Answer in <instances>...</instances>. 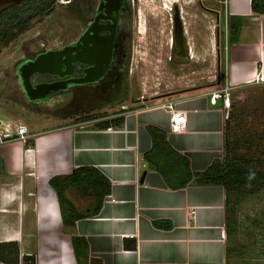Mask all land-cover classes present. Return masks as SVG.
<instances>
[{
    "label": "crops",
    "instance_id": "1",
    "mask_svg": "<svg viewBox=\"0 0 264 264\" xmlns=\"http://www.w3.org/2000/svg\"><path fill=\"white\" fill-rule=\"evenodd\" d=\"M217 2L212 11L222 22L231 17L242 23L236 41L224 48L225 85L264 83V13L252 12L250 0ZM180 88L156 103L127 107L120 127L63 125L32 134L28 148L21 142L15 146L13 152L22 153L18 167L29 172L27 180L21 177L0 197V241H16L19 258L34 253L36 264H78L72 245L76 236L86 240L94 264H226L223 186L190 181L169 188L143 159L151 146L148 126L163 131L192 173L219 158L231 105L225 108L222 98L212 101V91L205 87ZM168 103L183 113L182 131H170ZM81 166L99 170L109 180L110 192L96 214L67 227L49 179ZM15 198L17 204L9 205ZM123 238L135 239V249H124Z\"/></svg>",
    "mask_w": 264,
    "mask_h": 264
},
{
    "label": "rangeland",
    "instance_id": "2",
    "mask_svg": "<svg viewBox=\"0 0 264 264\" xmlns=\"http://www.w3.org/2000/svg\"><path fill=\"white\" fill-rule=\"evenodd\" d=\"M16 1L0 0V8ZM174 4L180 7L179 2ZM83 5L84 0H55L51 10L34 17L8 44L0 45V128L8 127L11 134L0 143V197L19 183L21 177L27 180L25 173L29 172L28 168L18 167L22 153L13 152L15 146H22L14 135L17 125H24L30 134L23 144L28 148L32 134L63 125L94 128L98 122L121 116L127 107L156 103L158 97L182 86L205 87L206 91L221 95L226 92L223 52L228 41L225 21L212 11L220 5L217 0H194L189 7L184 6L187 15L184 20L180 14L181 21L187 23L184 36L193 52L190 54L188 47L186 60L177 57L172 48L173 5L169 11L166 5L153 0H129L131 19L127 40L120 46L126 49L120 59L124 69L118 95L112 98L93 92L91 97L79 98L81 88L76 85L39 101L30 100L19 77V63L74 42L84 27ZM49 78L35 76L32 82ZM227 94L231 113H225L224 123L228 122L229 139L239 154L259 157L264 150V83L228 86ZM222 156L223 148L219 158ZM65 195L80 213L93 205L91 197L79 195L72 188ZM13 202L9 205H16L17 198ZM232 213L234 228L227 241L225 233V242L235 247V253L226 264H264V190L245 195Z\"/></svg>",
    "mask_w": 264,
    "mask_h": 264
},
{
    "label": "trees",
    "instance_id": "3",
    "mask_svg": "<svg viewBox=\"0 0 264 264\" xmlns=\"http://www.w3.org/2000/svg\"><path fill=\"white\" fill-rule=\"evenodd\" d=\"M54 2L55 0H18L0 8V45L8 44L27 28L34 17L51 10ZM250 6L252 12L264 13V0H250ZM241 24L240 19L231 17L226 19L225 29L228 42L236 41ZM84 96V93L80 91L78 97L83 98ZM230 113L231 111L228 110L227 114ZM122 123L123 117L119 116L98 122L95 127L99 129L120 127ZM227 128L228 122L225 121L223 156L213 160L201 172L192 173L188 160L170 147L163 131L153 126L147 127L151 146L143 155V159L162 176L164 183L169 188H182L190 181L195 184L223 186L226 241L234 228L235 216L232 213V208L245 195L264 190V150L261 151L259 157L239 154L235 143L229 139ZM49 184L56 192L62 223L67 227H73L79 218L96 214L102 205L103 198L110 192L109 180L99 170L91 166L77 167L70 174L53 176L49 179ZM70 188L79 195L91 197L93 199L92 207L85 209L82 213L76 211L65 195L66 190ZM157 224L170 227L167 222H157ZM72 245L78 264H94L88 255V245L83 237H72ZM123 247L124 249H135V239L123 238ZM234 253L235 247L226 244V263L228 257ZM0 263L36 264V257L34 253H31L23 254L19 258V246L16 241H0Z\"/></svg>",
    "mask_w": 264,
    "mask_h": 264
},
{
    "label": "water",
    "instance_id": "4",
    "mask_svg": "<svg viewBox=\"0 0 264 264\" xmlns=\"http://www.w3.org/2000/svg\"><path fill=\"white\" fill-rule=\"evenodd\" d=\"M107 4L112 3L113 10L117 8V0H106ZM98 17L90 25L88 32L93 35L84 34L75 45H66L60 49L46 50L37 54L32 60L22 64L19 70L20 80L23 89L30 100L45 99L57 91L64 89L67 84H79L93 81L99 78L106 69L108 54L110 51L111 34L99 36L97 26ZM172 48L174 54L182 60H186L188 47L184 36V27L181 21L180 7L177 4L172 6ZM91 44V46H88ZM88 64L82 77H72L66 80L54 82H39L32 85L30 76L34 73L56 74L59 77L69 76L73 72L74 63ZM62 66L64 69H62Z\"/></svg>",
    "mask_w": 264,
    "mask_h": 264
},
{
    "label": "flooded vegetation",
    "instance_id": "5",
    "mask_svg": "<svg viewBox=\"0 0 264 264\" xmlns=\"http://www.w3.org/2000/svg\"><path fill=\"white\" fill-rule=\"evenodd\" d=\"M128 2L129 0H117V8L115 9L114 12L112 3L107 4L106 0H84V5L81 12V18L84 23V27L80 32V34L78 35V37L76 38V40L69 45H75L80 39V37H82L86 33H88V35H93V31L88 32V29L90 25L94 22L95 18L98 17L97 26L101 28L100 30H98V35L107 36L111 34L108 62L106 63L105 71L102 73V75L99 78L85 83L67 84L64 89H61L59 91H63L68 87H73L77 85L81 88V91L84 93V95L89 97H91L93 92L95 94L101 92L106 97H112V98L118 95L117 93L119 91V78L124 69V62L120 61V59H122V57L125 55V49H126L125 46L123 48H121L120 46L123 43H125V41L127 40L128 26L131 19L129 12L130 7L128 5ZM88 46H91V44H88ZM121 49H122V56L119 57V51H121ZM186 54L189 53L187 52ZM28 61L29 60H23L22 62L19 63L17 68L18 73L22 64ZM88 67H89L88 64H83L79 62L74 63L72 74L63 77H59L56 74H48V73L40 74L34 72L30 76V81L31 84L34 86L39 82L50 83L59 80H66L72 77H82L84 76L85 70ZM62 69H64L63 66ZM35 76H48L50 78L48 80H40V81L32 82V78ZM35 101H39V100H35Z\"/></svg>",
    "mask_w": 264,
    "mask_h": 264
},
{
    "label": "built area",
    "instance_id": "6",
    "mask_svg": "<svg viewBox=\"0 0 264 264\" xmlns=\"http://www.w3.org/2000/svg\"><path fill=\"white\" fill-rule=\"evenodd\" d=\"M226 92L224 95H221L219 92H212L211 100L215 101L217 98H222L223 105L225 108H229L230 102L227 94L228 86H226ZM167 107L170 112V131L173 133L182 131L184 129V116L183 113L179 110H175L172 108L171 104L168 103ZM8 127L0 128V143H3L7 137L11 134L8 132ZM14 135L16 138L22 143L25 144L28 138V133L26 127L24 125H17L14 131ZM194 210L191 211L193 213Z\"/></svg>",
    "mask_w": 264,
    "mask_h": 264
},
{
    "label": "bare ground",
    "instance_id": "7",
    "mask_svg": "<svg viewBox=\"0 0 264 264\" xmlns=\"http://www.w3.org/2000/svg\"><path fill=\"white\" fill-rule=\"evenodd\" d=\"M155 3L163 6V5H166V8L171 11V6L174 4V3H177L179 2L180 4V14L182 15V19L185 20V15H187V12L184 10V6L185 7H189L193 2L194 0H153ZM162 3H165L162 5ZM190 9V8H189ZM200 14V13H199ZM196 15V14H195ZM194 19V18H193ZM213 24V23H212ZM183 25H184V29H185V35L187 34V29H186V21H183ZM191 26V25H190ZM189 29V28H188ZM192 29V28H191ZM208 30V29H207ZM214 36V35H213ZM205 37V36H204ZM193 38V37H192ZM212 38V37H211ZM193 40V39H192ZM214 41V39H213ZM191 42V41H190ZM208 42V41H207ZM206 43V42H205ZM190 44V43H189ZM192 44V43H191ZM208 45V44H207ZM189 49H190V54L193 53L192 52V49L190 46H188ZM210 48V47H209ZM194 49V48H193ZM192 57V55H190Z\"/></svg>",
    "mask_w": 264,
    "mask_h": 264
}]
</instances>
